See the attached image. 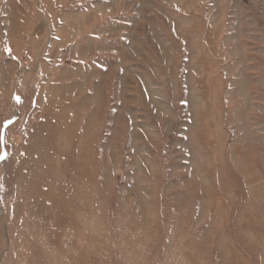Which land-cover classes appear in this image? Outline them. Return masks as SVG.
Returning <instances> with one entry per match:
<instances>
[{"label":"rangeland","instance_id":"374dc122","mask_svg":"<svg viewBox=\"0 0 264 264\" xmlns=\"http://www.w3.org/2000/svg\"><path fill=\"white\" fill-rule=\"evenodd\" d=\"M0 264H264V0H0Z\"/></svg>","mask_w":264,"mask_h":264},{"label":"bare ground","instance_id":"6f19581e","mask_svg":"<svg viewBox=\"0 0 264 264\" xmlns=\"http://www.w3.org/2000/svg\"><path fill=\"white\" fill-rule=\"evenodd\" d=\"M82 44H84V43H81V44H79L80 46L82 45ZM83 50V49H82ZM81 52H84V51H81ZM42 76H43V74H42ZM60 80V79H59ZM110 86V85H109ZM119 87V86H118ZM67 89V88H66ZM66 89H64V90H66ZM84 105V100H83V102L82 103H80L79 105H77L76 106V111H78V110H80V107L81 106H83ZM80 112V111H79ZM78 113V112H77ZM106 160V159H105Z\"/></svg>","mask_w":264,"mask_h":264}]
</instances>
